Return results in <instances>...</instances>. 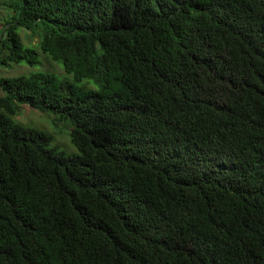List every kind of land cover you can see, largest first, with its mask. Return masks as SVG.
Returning a JSON list of instances; mask_svg holds the SVG:
<instances>
[{"label":"trees","instance_id":"1","mask_svg":"<svg viewBox=\"0 0 264 264\" xmlns=\"http://www.w3.org/2000/svg\"><path fill=\"white\" fill-rule=\"evenodd\" d=\"M1 6L0 264H264V0Z\"/></svg>","mask_w":264,"mask_h":264},{"label":"rangeland","instance_id":"2","mask_svg":"<svg viewBox=\"0 0 264 264\" xmlns=\"http://www.w3.org/2000/svg\"><path fill=\"white\" fill-rule=\"evenodd\" d=\"M0 0V33L3 31V26L7 22L10 14L7 10L2 9ZM21 40L25 45L37 42L35 36L26 37L25 31L19 32ZM29 34V33H27ZM30 35V34H29ZM1 37V36H0ZM34 48L37 52V63L35 66H28L24 64L11 65L7 64L4 67H0V78H11L20 75H32L39 72H46L55 74L59 78H63V70L60 64L51 61L47 56L41 54L39 49ZM2 92L0 91V96ZM15 124H20L25 127H29L41 133H44L51 139V147L56 148L59 152L63 153L66 157L78 155V151L71 144L69 139V126L64 122L58 121L53 115L48 113H41L38 111H31L27 107H22L17 116L12 117Z\"/></svg>","mask_w":264,"mask_h":264}]
</instances>
